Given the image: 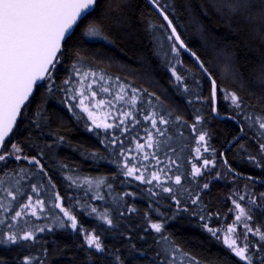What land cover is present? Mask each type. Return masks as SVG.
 <instances>
[{
  "label": "snow or ice",
  "instance_id": "6c2138e0",
  "mask_svg": "<svg viewBox=\"0 0 264 264\" xmlns=\"http://www.w3.org/2000/svg\"><path fill=\"white\" fill-rule=\"evenodd\" d=\"M146 4L158 20L148 19L144 31L152 42L153 53L169 73V84L188 106L193 105V96L200 105L191 122L168 110L160 95L122 83L88 63L90 50L116 44L115 31L123 30L132 18L130 14L139 10L131 0H0V172L5 176L19 173L8 177L7 182L0 179V190L8 201L5 204L0 200L4 213L0 216V247L11 253L21 241L38 242V233L70 230L83 240L77 245L84 253L80 264H96L97 260L106 264H141L140 258L148 254L143 247H137L131 235L123 256L120 249L113 251L101 238L120 227L121 217L136 211L134 207L125 209L127 202L112 195L114 185L118 180L121 185L137 181L135 187L144 186L140 192L149 202L140 227L144 233H155L151 238L157 250L148 264H201L166 234L168 219L185 213L195 216L198 226L212 238L222 240L227 252L238 258L235 264H264V224L251 223V208L264 213V192L257 195L249 188V184L252 188L264 187V110L256 111V104L220 83L239 78L232 55L219 50L208 58L206 52L202 55L200 49H194L187 31H181L184 25L180 23L177 0H146ZM208 8L225 19L229 28L233 18L237 23L258 24L255 35L264 43V0H208ZM201 10L208 15L204 5ZM186 59L196 71L185 67ZM255 82L262 87L256 90ZM255 82H248L249 94L257 95L258 91V103L264 104V54ZM204 84L209 89L207 97L202 95ZM240 87H246L242 79ZM221 99L230 112L221 114L218 110ZM50 101L65 109L76 125L82 123L103 150L73 148L60 128L53 127L55 106ZM212 120H232L238 126L225 151H218L212 144ZM138 126L143 129L142 137ZM22 127L28 131L24 143L34 151L26 152L21 145L18 136ZM172 130L176 140L192 141L194 145L182 143L177 148L172 143ZM63 147L73 148L93 167L105 163L114 171L110 175L82 174L66 162L67 158L58 157ZM232 149L237 159L246 161L256 172L243 176L247 181L243 194L234 191L228 197L233 221L220 225V214L212 213L204 198L211 194L213 181L242 176L226 156V151ZM185 150H189L188 156L184 155ZM45 157L55 160V164ZM218 159L222 171H217ZM13 161H25L28 167H13ZM185 164L190 165V171ZM52 171L60 173L73 195L56 191L58 181L49 174ZM5 183L7 186H3ZM80 191L87 199L80 196ZM106 195L112 197L114 207L108 206ZM123 197L135 199L136 192L124 191ZM93 200L101 204H93ZM189 203L195 211H190ZM81 216L97 223L85 227ZM213 216L219 226H212ZM27 218L53 223L38 225ZM238 227L243 229L242 244ZM249 235L258 243L249 241ZM139 239L145 237L140 235ZM46 255L47 249H43L41 255L25 256L22 264H45ZM0 264H9L3 253Z\"/></svg>",
  "mask_w": 264,
  "mask_h": 264
},
{
  "label": "trees",
  "instance_id": "16d2710c",
  "mask_svg": "<svg viewBox=\"0 0 264 264\" xmlns=\"http://www.w3.org/2000/svg\"><path fill=\"white\" fill-rule=\"evenodd\" d=\"M131 2L138 5L139 10L134 14H130L132 18L126 22V26L123 30L118 29L115 31L114 34L117 37L116 44L113 46H105L100 50H90L88 52V63L94 68L104 69L113 77L115 76L123 79L137 89H147L149 92L160 95L162 102L168 110L183 116L191 122L193 119V112L200 105L193 96L191 97L193 105L188 106L184 97L175 93L172 85L168 82L169 73L166 71L163 61L153 53L152 42L148 34L144 31L148 19L156 21L158 18L152 14V10L146 4L145 0H131ZM201 5H204L207 9V16L203 14ZM176 7L178 14H180V23L184 25L181 31H187V35L194 49H200L202 55L206 52L208 58H212L214 53L219 50H225L232 55L234 64L239 73V78L235 82L232 80H221L220 83L224 84L226 87L237 90L246 100L256 104V111L259 112L264 110V104L258 103V91L257 95H250V90L247 88L249 81L255 82L256 72L261 62L262 54H264V43L255 35V31L259 28V25L255 23L248 24L243 21L237 23V19L233 18L231 28H229L225 19H222L211 8H208V0H177ZM225 36L226 38H221ZM213 66L214 64L209 65L210 68ZM185 67L192 68L193 71L197 70L187 59L185 60ZM64 74L65 70L62 69L60 76L63 77ZM241 79L246 86L244 89L240 87ZM260 87H262V85H260L259 82H255V89L258 90ZM164 89H167V91L165 92ZM208 94V85L204 84L202 95L207 97ZM50 104L55 106V111L52 113L53 127L60 128L62 134L71 140L73 148L83 146V148L88 151L103 150V146L98 143L97 138L84 130L82 123L76 125L75 120L56 101H50ZM218 110L221 114L230 112V109L226 108L225 104H222L220 100L218 102ZM210 127L213 131L212 144L218 151H225L227 149V141H230L232 136L238 132V126L232 120H212L210 122ZM137 130H140L139 126ZM172 131L174 135L172 143L177 148H179L182 143L194 145L192 141H183L182 139L176 140L175 130ZM27 134V129H23L22 127L18 139L26 152L34 151V149L30 150L29 146L24 143ZM73 148H61L58 152V157L60 159L67 158L66 162L71 167L78 168L82 174L96 176L100 173H105L110 175L114 171L113 166H109L105 163H101L99 167H93L90 161L84 160L79 152L73 151ZM188 154L189 150H185L184 155L188 156ZM160 155L161 159H164L163 152H161ZM226 156L231 166L242 173V176L256 172L246 161H241L236 158L235 149L226 151ZM45 160L50 161L53 165L55 164V160H51L50 157H45ZM17 164L25 168L28 167L25 161L12 162L13 167ZM217 164V171H222L223 169L219 167L221 164L220 159L217 160ZM0 167H2V165H0ZM185 167L190 171V165L185 164ZM49 174L54 175L56 181H58L56 191H59L62 195L65 193H67V195H73V190L66 189L65 182L59 172L52 171ZM12 175L19 176V173L9 172L8 175L5 176L3 172H0V179L8 180V177ZM228 177H231L232 181L239 185L238 187L247 183L242 177ZM46 179L47 178H45V180ZM120 179L123 178L121 177ZM33 180H35V177H33ZM225 180L226 179L222 178L219 182L213 181L211 194L204 198L210 211L220 214V225L231 224L233 221V214L228 211V209L232 207L228 197L233 193L232 190H229L225 185ZM21 183L27 187L25 181ZM137 184V181H132L131 184L127 185H121L119 180L116 182L112 195L121 197L123 201L127 202L125 209L127 207H134L136 211L131 215L121 217L120 227L116 231L104 233L101 238L104 244L113 251L120 249L121 255L123 256L126 255L124 246L128 243L127 237L131 235L137 247H143L148 254L146 258H140L141 264H148L157 250L155 242L151 238L155 233H144L143 229L140 227L143 223L142 218L144 213L149 210V202L140 192V188L144 186L140 185V187H135ZM249 185L252 187L251 184ZM27 190L29 194H31V190ZM124 191H135L136 198L123 197ZM254 191L258 195L259 192H264V187L257 185ZM41 194L43 196V193ZM79 194L81 197L87 199V197L83 196V191H80ZM88 195L91 196V193ZM5 200L6 199H4V201ZM106 202L110 208L114 207L112 205L111 196L106 195ZM92 203L97 205L101 204L100 201L95 200H93ZM259 203L260 201H258V204ZM188 207L190 211H195L194 205L189 203ZM162 210L169 213L174 211V209ZM1 212L2 210H0V214ZM251 214L253 216L254 226L264 224V213H262L259 208L252 209ZM113 215H116V213L114 212ZM225 217H227L226 220L224 219ZM154 218L160 219L159 217ZM80 219L84 226L89 228L97 223L83 216H81ZM52 223L53 222L48 223V225L51 226ZM199 223V220L195 216L189 215L188 213L178 215L175 219H168V222L165 224L166 234H168L185 252L190 253L192 257L200 260L201 264H208L209 261H213L214 264H235L238 258L232 257L220 241L212 238L206 231L198 226ZM36 224L43 225L41 222H37ZM212 226H219L216 223L215 216H213ZM129 228H132L133 231L129 232ZM0 229H2V226H0ZM119 232H123L124 235H119ZM140 235H143L145 239H139ZM38 236V242L21 241L20 244L13 246L11 253L5 252L4 249L0 247V253H3L7 257L9 264H22L25 256L41 255L43 249H47V255L44 257L45 264H80V261L83 259L84 253L77 247L78 244L83 243V240L80 236L72 234L70 230L62 231L58 229L53 233H38ZM250 241L256 244V241L253 239ZM13 257H16L15 260ZM96 264H106V262L97 260ZM240 264H243V262H240Z\"/></svg>",
  "mask_w": 264,
  "mask_h": 264
},
{
  "label": "rangeland",
  "instance_id": "374dc122",
  "mask_svg": "<svg viewBox=\"0 0 264 264\" xmlns=\"http://www.w3.org/2000/svg\"><path fill=\"white\" fill-rule=\"evenodd\" d=\"M115 77V76H114ZM117 78H119V77H117ZM119 80L123 83V82H126V81H124L123 79H121V78H119ZM128 83V82H127ZM129 84V83H128ZM130 85V84H129ZM130 86H132V85H130ZM221 102H222V104H225V102L221 99L220 100ZM139 133H140V136L142 137L143 135H144V132H143V129L142 128H140V130H139ZM133 135H135V131H133ZM125 143H128V141L127 140H125ZM133 147H134V144L132 145ZM153 163H154V161H153ZM5 182L7 181L6 179H3ZM225 185L227 186V188L229 189V190H232V193L234 192V191H238L239 192V194H243V188H244V185L243 186H240V187H238L239 185H237V184H235L233 181H232V178L231 177H227V179L225 180ZM3 186H7V184H5V185H3ZM249 188L250 189H252L253 191H254V188H252L250 185H249ZM255 192V191H254ZM3 197H2V196ZM42 195V194H41ZM4 193H3V191L1 190V192H0V200H2L5 204H7V200H5L4 201ZM258 201H259V199L257 200V203H258ZM240 203L241 204H244L245 202L244 201H240ZM255 207H253V208H251V212H252V209H254ZM58 211V210H57ZM10 214H12V213H10ZM4 215V213H3V211L1 212V214H0V216H3ZM27 219H31V220H34L36 223L38 222V223H42V224H44V223H51V222H53V221H50V220H48V221H45V220H35V218H27ZM21 223H22V221H21ZM252 225L254 226V223H253V220H252ZM237 231H238V233H241V236H240V243L242 244L243 242H244V240H243V235H242V232H243V229L242 228H240V227H238L237 228ZM248 239H249V241L251 240V239H253L254 241H256V239L254 238V237H252L251 235H249V237H248ZM221 243H222V240L220 241ZM256 243H258L257 241H256Z\"/></svg>",
  "mask_w": 264,
  "mask_h": 264
},
{
  "label": "water",
  "instance_id": "95a60500",
  "mask_svg": "<svg viewBox=\"0 0 264 264\" xmlns=\"http://www.w3.org/2000/svg\"><path fill=\"white\" fill-rule=\"evenodd\" d=\"M145 2H146V0H145ZM150 7V6H149ZM151 9V8H150ZM244 176V175H243ZM243 176H241L242 178H243Z\"/></svg>",
  "mask_w": 264,
  "mask_h": 264
}]
</instances>
